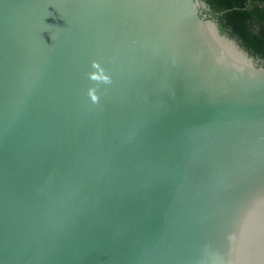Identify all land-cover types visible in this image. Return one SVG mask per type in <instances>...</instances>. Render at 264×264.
<instances>
[{
    "label": "water",
    "instance_id": "1",
    "mask_svg": "<svg viewBox=\"0 0 264 264\" xmlns=\"http://www.w3.org/2000/svg\"><path fill=\"white\" fill-rule=\"evenodd\" d=\"M209 12L0 0V264H264V60Z\"/></svg>",
    "mask_w": 264,
    "mask_h": 264
},
{
    "label": "trees",
    "instance_id": "2",
    "mask_svg": "<svg viewBox=\"0 0 264 264\" xmlns=\"http://www.w3.org/2000/svg\"><path fill=\"white\" fill-rule=\"evenodd\" d=\"M223 30L264 60V0H205Z\"/></svg>",
    "mask_w": 264,
    "mask_h": 264
},
{
    "label": "clouds",
    "instance_id": "3",
    "mask_svg": "<svg viewBox=\"0 0 264 264\" xmlns=\"http://www.w3.org/2000/svg\"><path fill=\"white\" fill-rule=\"evenodd\" d=\"M92 67L94 69H98L97 72H92L89 74V78L93 81H97V82H104V83H110L111 82V78L109 77V75H107L104 71L103 68L100 67V65L96 62L93 61ZM88 95L91 97V100L93 102H98L99 101V97L97 95V89L96 87H91L88 90Z\"/></svg>",
    "mask_w": 264,
    "mask_h": 264
},
{
    "label": "rangeland",
    "instance_id": "4",
    "mask_svg": "<svg viewBox=\"0 0 264 264\" xmlns=\"http://www.w3.org/2000/svg\"><path fill=\"white\" fill-rule=\"evenodd\" d=\"M210 13H211V12H210ZM212 15H213V17H215L214 14H212ZM215 18H216V17H215ZM224 31H226V30H224ZM226 32H227V31H226ZM228 33H229V32H228Z\"/></svg>",
    "mask_w": 264,
    "mask_h": 264
},
{
    "label": "flooded vegetation",
    "instance_id": "5",
    "mask_svg": "<svg viewBox=\"0 0 264 264\" xmlns=\"http://www.w3.org/2000/svg\"><path fill=\"white\" fill-rule=\"evenodd\" d=\"M209 14H213V13L212 12L211 13L209 12Z\"/></svg>",
    "mask_w": 264,
    "mask_h": 264
}]
</instances>
